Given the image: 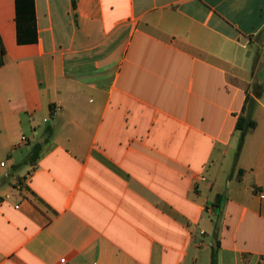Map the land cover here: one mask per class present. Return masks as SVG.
Returning a JSON list of instances; mask_svg holds the SVG:
<instances>
[{"label":"crops","instance_id":"crops-1","mask_svg":"<svg viewBox=\"0 0 264 264\" xmlns=\"http://www.w3.org/2000/svg\"><path fill=\"white\" fill-rule=\"evenodd\" d=\"M0 47V264H264V0H0Z\"/></svg>","mask_w":264,"mask_h":264},{"label":"trees","instance_id":"trees-1","mask_svg":"<svg viewBox=\"0 0 264 264\" xmlns=\"http://www.w3.org/2000/svg\"><path fill=\"white\" fill-rule=\"evenodd\" d=\"M257 126V121L253 118V111L249 110L246 114L241 115L237 122V128L241 130V137L237 149V157L239 156L241 149L244 144V140L246 135L255 129ZM41 149L40 144L34 145V157L39 154V150ZM222 195H218L216 201L219 204V201H221ZM219 246V244H218ZM211 264H219L218 262V247H213L212 254H211Z\"/></svg>","mask_w":264,"mask_h":264},{"label":"built area","instance_id":"built-area-1","mask_svg":"<svg viewBox=\"0 0 264 264\" xmlns=\"http://www.w3.org/2000/svg\"><path fill=\"white\" fill-rule=\"evenodd\" d=\"M0 52H1V47H0ZM58 110H60V108H58ZM2 164H4V163H2Z\"/></svg>","mask_w":264,"mask_h":264}]
</instances>
